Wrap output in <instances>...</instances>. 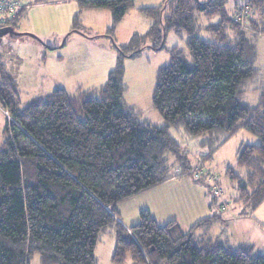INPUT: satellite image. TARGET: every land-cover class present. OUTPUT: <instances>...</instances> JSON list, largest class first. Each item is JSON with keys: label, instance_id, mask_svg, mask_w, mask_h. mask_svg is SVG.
Returning <instances> with one entry per match:
<instances>
[{"label": "trees", "instance_id": "trees-1", "mask_svg": "<svg viewBox=\"0 0 264 264\" xmlns=\"http://www.w3.org/2000/svg\"><path fill=\"white\" fill-rule=\"evenodd\" d=\"M74 1L80 9L110 12L106 34L113 41L116 25L134 6L133 0ZM227 1L164 0L140 8L149 28L116 46L115 68L92 90L70 93L59 87L21 107L15 82L0 64V108L6 116L0 146V264H30L34 255L40 264H98L96 246L108 229L115 236L112 264L128 258L131 264H264V250L257 253L253 245L212 233L222 219L220 195L213 192L209 206L215 203L218 211L187 231L174 220L158 224L146 210L129 228L116 220L119 203L186 175L196 163L170 128H183L209 148L239 129L256 135L259 142L242 145L236 155L243 176L231 168L226 174L235 185V200L250 212L264 201V73L254 67L250 42L254 33L264 32V23L252 21L248 28L233 18L244 8L246 23L250 11L264 16V0L236 2L233 14ZM23 10L3 27L17 22ZM73 24L71 31L85 33L76 20ZM171 29L185 34L188 53L173 48L169 63L158 71L152 104L165 121L158 126L122 100L121 60L143 48H163ZM249 92L257 94L255 104L247 100ZM207 157H199L201 165ZM175 165L178 174L172 173Z\"/></svg>", "mask_w": 264, "mask_h": 264}, {"label": "rangeland", "instance_id": "rangeland-1", "mask_svg": "<svg viewBox=\"0 0 264 264\" xmlns=\"http://www.w3.org/2000/svg\"><path fill=\"white\" fill-rule=\"evenodd\" d=\"M24 1L27 7L23 10L22 17L12 25H8L18 32V35L7 34L0 40V58L15 78L21 107L29 104L32 99L59 87L69 92L99 88L107 81L109 72L116 66L118 56L116 46L125 45L134 33H144L149 23L148 18L138 10L129 11L116 25L113 41L106 34L111 25V15L106 9H80L75 2L67 0ZM163 1L155 0L151 5L145 6H159ZM245 1L228 0L226 9L230 12L234 2L245 3ZM41 2L47 3L40 4ZM141 4V0H135V9L142 6ZM74 20L78 28L85 33L71 31ZM247 20L248 22L244 21L242 26L249 28L252 21L259 20L264 23V16L257 11H250ZM250 42L255 49L254 67L258 73L263 74L264 32L254 33L250 37ZM173 48L188 53L185 34L176 33L171 29L166 31L163 48L157 50L143 48L137 54L124 56L121 60L125 87L122 100L139 112L142 120L158 126L165 124V121L152 104V93L158 79V71L169 63ZM246 98L255 104L257 94L249 92ZM5 122L6 116L0 108V139L3 138L1 129ZM170 133L189 152L190 159L194 152L197 157L209 153V157L203 159L206 168L204 170L209 169L217 176V183L221 189V212L226 218L236 217V221L233 222L236 224H232L230 228L220 223L222 226L218 231L219 236L226 237L233 244L253 245L255 252H263L264 208H260L263 204L257 208L258 214H256V211L250 212L248 206L236 201L235 185L226 174V169L231 168L234 174L243 176L244 169L237 165L236 155L242 145L256 144L259 138L245 129H239L224 140H217L214 146L209 148L206 145H199L200 139L190 137L181 127L170 128ZM200 163L196 160L192 168L199 167ZM174 169L172 173L178 174L176 165ZM184 177H189L206 188L205 180L199 182L190 175ZM206 195L209 204L212 201L211 190L206 188ZM217 207L215 203L212 205L216 211H218ZM261 211L263 214L259 215ZM244 212H247L249 217L241 218L238 215L245 214ZM232 228L240 232L234 238H230L229 234ZM201 231V229L197 230L196 233L201 234ZM114 243L115 236L112 229L99 236L95 256L100 264H111ZM131 263L128 258L124 264ZM30 264H40L38 255L30 259Z\"/></svg>", "mask_w": 264, "mask_h": 264}, {"label": "crops", "instance_id": "crops-1", "mask_svg": "<svg viewBox=\"0 0 264 264\" xmlns=\"http://www.w3.org/2000/svg\"><path fill=\"white\" fill-rule=\"evenodd\" d=\"M67 1L76 3V1L74 0H67ZM141 1H142V4H141L142 6L135 9L136 8L135 0H133L134 6L129 11L131 12L133 10H138V12H140L139 11L140 8L149 7L145 5H151V3H153V1L155 0H141ZM43 3H47V2H41L40 4H43ZM235 4L236 2H234L233 4L232 11L235 10V7H236ZM156 6H152V7H156ZM232 11H230V13L233 14ZM22 14L23 12H21L17 21L22 17ZM148 22L149 23H147L146 30L149 28L150 19H148ZM0 64L3 66V69L12 77V79L15 82V78L9 73L6 67V64L4 65V63L1 61V58H0ZM15 87H16V82H15ZM16 90H17V87H16ZM78 90H82V89H78ZM43 96H40V97H43ZM36 98H39V97H36ZM1 132L3 135V129H1ZM3 139L4 137L3 138L1 137L0 146H1ZM191 156H192L191 157L192 163H195L196 160L199 161L200 159L199 157H197V155H195V152H194V155H191ZM201 166L203 169L205 168L204 161H202ZM206 171L212 172L209 169H207ZM262 204L263 205H261L262 207L260 208H264V201L262 202ZM142 210H146L155 219V221L160 225L165 224L171 220L176 221L183 231H187L191 226H193L198 221L216 213V210H214L212 206H209L208 204L205 186L197 184L196 182L192 181L189 177H184V175L183 177L182 176L172 177L155 188L142 192L124 201V203L123 202L119 203L116 206V215H117L116 220L119 223H121L124 227L129 228L130 226L138 223L139 213ZM255 211H256V214H258L257 208L254 210V212ZM262 214L263 213L261 211L259 215H262ZM238 215H240L241 218L249 217L247 214H238ZM221 217H222L221 220L218 219L217 221L214 222L212 233H214L215 235H219L218 231L220 229V226L223 225V226L230 228L232 224H236V223H233L234 221H236L235 219L236 217L227 216L226 218L222 212H221ZM220 223L222 225H220ZM233 227H235V225ZM238 233H240L238 230H235L234 228H232V230H230L229 232L230 238H234L236 235H238ZM97 262L98 264H100L98 259H97Z\"/></svg>", "mask_w": 264, "mask_h": 264}, {"label": "built area", "instance_id": "built-area-1", "mask_svg": "<svg viewBox=\"0 0 264 264\" xmlns=\"http://www.w3.org/2000/svg\"><path fill=\"white\" fill-rule=\"evenodd\" d=\"M27 4L24 0H0V28L7 24L8 18L13 16L17 11L22 8H26ZM246 12L244 9H240L234 13L233 18L243 23L245 20ZM6 113V112H5ZM7 114V113H6ZM8 116V114H7ZM186 175H190L194 179H203L207 182L211 192L216 195L221 194V189L217 183V176L203 168H190Z\"/></svg>", "mask_w": 264, "mask_h": 264}, {"label": "water", "instance_id": "water-1", "mask_svg": "<svg viewBox=\"0 0 264 264\" xmlns=\"http://www.w3.org/2000/svg\"><path fill=\"white\" fill-rule=\"evenodd\" d=\"M18 35V32H15L12 27L6 26L0 28V39L4 35Z\"/></svg>", "mask_w": 264, "mask_h": 264}]
</instances>
